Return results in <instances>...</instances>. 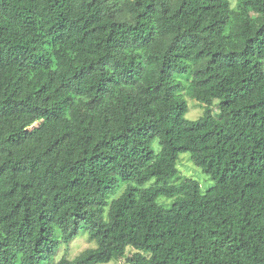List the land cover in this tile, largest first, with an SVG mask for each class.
Returning <instances> with one entry per match:
<instances>
[{"label":"trees","instance_id":"1","mask_svg":"<svg viewBox=\"0 0 264 264\" xmlns=\"http://www.w3.org/2000/svg\"><path fill=\"white\" fill-rule=\"evenodd\" d=\"M121 259L264 264V0H0V264Z\"/></svg>","mask_w":264,"mask_h":264},{"label":"rangeland","instance_id":"2","mask_svg":"<svg viewBox=\"0 0 264 264\" xmlns=\"http://www.w3.org/2000/svg\"><path fill=\"white\" fill-rule=\"evenodd\" d=\"M232 8H235L237 0H230ZM187 110L185 113V119L189 121H196L203 119L205 117H213L217 118L219 114V107L218 104L220 100H215L213 104L206 105L196 100H193L189 97H184ZM155 152L159 150V146L157 143L153 145ZM184 178L190 179L195 181L199 186L200 194H204L210 187L214 185V181L202 170L196 167L190 159L189 153H182L178 156L177 159V173L170 179L165 180L161 184L168 185V184H178ZM155 183V180L152 179L148 183L144 185L145 188L152 186ZM174 202V199H166L160 198L157 200V203L164 208H169ZM94 243L90 242L87 237L86 233L82 232L77 238H75L71 243L68 245H59L55 250L54 260L58 261L62 257H66L68 259H72L81 252L94 248ZM133 252L132 249L127 250V256L131 255ZM106 264H127L125 259H121L119 261H111Z\"/></svg>","mask_w":264,"mask_h":264}]
</instances>
